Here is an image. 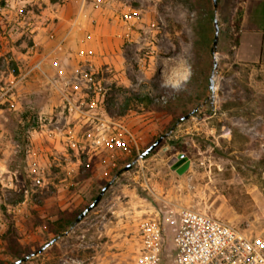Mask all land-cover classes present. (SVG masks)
Returning a JSON list of instances; mask_svg holds the SVG:
<instances>
[{
  "label": "rangeland",
  "instance_id": "rangeland-1",
  "mask_svg": "<svg viewBox=\"0 0 264 264\" xmlns=\"http://www.w3.org/2000/svg\"><path fill=\"white\" fill-rule=\"evenodd\" d=\"M250 1L218 0L216 9L213 0H87V21L108 44L101 61L35 79L20 76L28 65L15 53L0 54V264L54 238L21 264H135L141 222L179 208L264 237V65L240 63L235 53ZM8 3L0 0V36L11 22L13 42L25 49L35 43L21 23L26 14L8 20ZM185 153L188 170L175 169L171 157ZM60 219L74 224L58 233ZM173 230L166 264H175Z\"/></svg>",
  "mask_w": 264,
  "mask_h": 264
},
{
  "label": "crops",
  "instance_id": "crops-1",
  "mask_svg": "<svg viewBox=\"0 0 264 264\" xmlns=\"http://www.w3.org/2000/svg\"><path fill=\"white\" fill-rule=\"evenodd\" d=\"M86 1L8 0V5L3 6V11L9 14L8 20L14 14L25 12L21 23L26 24V30L31 32L35 43L26 45L25 49L19 48L20 42H13L15 33L9 29L11 22L9 25L6 22L3 23L4 34L0 36V54L15 53L20 63L28 65L20 76L28 75L35 79L64 73L67 64L85 58L101 61L100 53H105L108 44L98 27L89 25ZM249 5L241 17L237 32L236 60L264 65V0H251ZM28 14L34 15V18L31 19ZM37 63H40V68L36 67ZM183 157V154L171 157L170 162L175 169L183 167L190 160L183 161Z\"/></svg>",
  "mask_w": 264,
  "mask_h": 264
},
{
  "label": "built area",
  "instance_id": "built-area-1",
  "mask_svg": "<svg viewBox=\"0 0 264 264\" xmlns=\"http://www.w3.org/2000/svg\"><path fill=\"white\" fill-rule=\"evenodd\" d=\"M171 214L164 221L156 213L141 222L142 245L135 264H166L169 224L175 232V264H264L263 236L206 210L179 208Z\"/></svg>",
  "mask_w": 264,
  "mask_h": 264
},
{
  "label": "water",
  "instance_id": "water-1",
  "mask_svg": "<svg viewBox=\"0 0 264 264\" xmlns=\"http://www.w3.org/2000/svg\"><path fill=\"white\" fill-rule=\"evenodd\" d=\"M214 1V5L215 8L218 9V0H213ZM215 39H214V45H213V52L216 53L218 51V42H219V37H220V25H219V21L216 18L215 19ZM218 66V63L215 62L214 64V71H213V75L210 78V85L209 87L212 89L213 94L215 93V89H216V82H215V70ZM194 114V111H191L190 113H188L187 115H185L184 117H182V120H185L187 118H189L190 116H192ZM170 133L164 134L162 136H160L157 140H155L147 149H145L143 151V153L141 154V158H146L148 157L161 143L162 141L169 136ZM186 164L188 165V167L190 166V160L186 162ZM133 163H129L127 164L123 169H121L118 173H117V177L122 174L124 171L130 170L132 168ZM187 167V168H188ZM115 180H111L110 182H108L100 191V193L98 194V196L95 198V200L88 206L86 207L77 217L76 221L80 222L82 221V219H84V217L90 212L92 211L94 208H96L99 203L101 202L102 198L104 197L105 193L108 191V189L113 185ZM57 241V238H54L53 240L49 241L47 244H45L41 249H39L38 251L28 254L25 257L19 258L17 260H15L14 262H12L11 264H21L27 260H29L31 257H33L36 254L41 253L46 247L50 246L51 244H53L54 242Z\"/></svg>",
  "mask_w": 264,
  "mask_h": 264
},
{
  "label": "trees",
  "instance_id": "trees-1",
  "mask_svg": "<svg viewBox=\"0 0 264 264\" xmlns=\"http://www.w3.org/2000/svg\"><path fill=\"white\" fill-rule=\"evenodd\" d=\"M240 21H241V19L239 20V22H238V27L240 26ZM237 42H238V38H237V40H236V44H237ZM147 99L149 98V97H146ZM184 101V99H183V97H180L179 98V105L180 106H182V105H184L182 102ZM184 112H187V111H185L184 110ZM180 119V117L179 116H174V123L176 122V121H178ZM182 153V152H181ZM185 155V157H183V161H186L188 158H189V156H188V154L187 153H185L184 154ZM64 222V220H62V219H60V220H58V221H56V224L58 225V227H57V229H56V232H58V233H62L64 230H66L68 227H70V226H72L73 224H74V221H69V223H67V222H65V223H63ZM15 243H17L18 244V242L17 241H15ZM26 252V251H25ZM13 254L15 255V256H17L18 258H20L19 256H20V250L19 249H15V251L13 252Z\"/></svg>",
  "mask_w": 264,
  "mask_h": 264
},
{
  "label": "bare ground",
  "instance_id": "bare-ground-1",
  "mask_svg": "<svg viewBox=\"0 0 264 264\" xmlns=\"http://www.w3.org/2000/svg\"><path fill=\"white\" fill-rule=\"evenodd\" d=\"M188 77H189V73L186 72L185 74H183L182 80H186L188 79Z\"/></svg>",
  "mask_w": 264,
  "mask_h": 264
}]
</instances>
